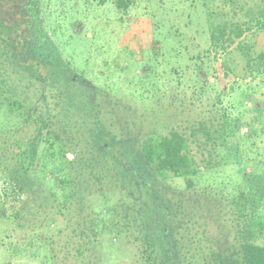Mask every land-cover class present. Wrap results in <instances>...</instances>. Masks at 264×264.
I'll return each mask as SVG.
<instances>
[{
    "label": "trees",
    "instance_id": "trees-1",
    "mask_svg": "<svg viewBox=\"0 0 264 264\" xmlns=\"http://www.w3.org/2000/svg\"><path fill=\"white\" fill-rule=\"evenodd\" d=\"M42 1L0 0V115L18 119L0 131V234L8 257L105 264L117 252L131 264H264V245L256 243L264 234V93L244 90L255 101L231 106L233 115L218 110L220 93L192 124L160 125L157 116L148 123L70 68L42 33ZM139 1L92 0L124 19ZM17 13L28 16L18 23ZM248 17L264 29V9ZM251 29L218 23L198 54L194 93L201 87L195 79L208 85L199 95L216 85L225 92L224 78L235 89L217 56ZM235 48L246 77L264 86V49ZM243 161L252 169L234 194L197 185L202 172Z\"/></svg>",
    "mask_w": 264,
    "mask_h": 264
},
{
    "label": "rangeland",
    "instance_id": "rangeland-1",
    "mask_svg": "<svg viewBox=\"0 0 264 264\" xmlns=\"http://www.w3.org/2000/svg\"><path fill=\"white\" fill-rule=\"evenodd\" d=\"M41 9L49 36L70 68L134 106L148 123L157 116L160 125L192 124L208 115L220 93L218 110L233 115L231 106L244 104L248 108L255 101L254 97L243 96L244 90L264 93V86L246 77L245 60L235 48L237 43L244 44L252 54L264 49V29L248 17H256L264 9V0H140L125 19L112 5L100 7L92 0H43ZM227 21L243 29L252 26L226 54L217 56L218 64L225 63L231 72L235 89L231 90V80L224 78L228 84L225 92L216 85L199 95V88L208 85L195 79V85L200 83L201 87L194 93L189 81L199 70L198 54L208 50L209 36L218 23ZM213 55L211 52L209 65L215 69ZM208 79L210 83L215 81L214 76ZM17 120L4 112L0 115V131ZM251 169L246 161L229 163L199 174L197 185L211 186L223 196L232 195L238 180L248 178ZM170 183L184 188L181 180ZM6 226L4 223L1 228ZM0 235V264H35L32 260H11L1 245L5 231ZM256 243L264 245V234ZM105 259V264H131L117 252L106 254Z\"/></svg>",
    "mask_w": 264,
    "mask_h": 264
},
{
    "label": "flooded vegetation",
    "instance_id": "flooded-vegetation-1",
    "mask_svg": "<svg viewBox=\"0 0 264 264\" xmlns=\"http://www.w3.org/2000/svg\"><path fill=\"white\" fill-rule=\"evenodd\" d=\"M6 1H7V0H6ZM4 7H5L4 10H5L6 12H3V14H4L3 16L6 18V14H7V6H4ZM16 7L19 8L18 10H21V4H17ZM18 14H19V13H17V15H18ZM41 14H42V12H41ZM19 16H20V20H19L18 23H22V22L24 21L25 17L28 16V14H25V15H23V16H22L21 14H19ZM38 17H39V16H38ZM42 33H43V34L46 33V34H45V35H47V36H46V37H47L46 39H51L50 36H49L50 34H49V31H48V30H46V32H44V30H43ZM51 40H52V39H51ZM52 41H53V40H52Z\"/></svg>",
    "mask_w": 264,
    "mask_h": 264
}]
</instances>
